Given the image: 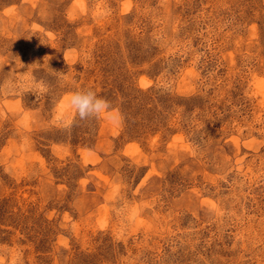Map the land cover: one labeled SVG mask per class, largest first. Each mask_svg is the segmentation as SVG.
I'll use <instances>...</instances> for the list:
<instances>
[{"label":"rangeland","instance_id":"rangeland-1","mask_svg":"<svg viewBox=\"0 0 264 264\" xmlns=\"http://www.w3.org/2000/svg\"><path fill=\"white\" fill-rule=\"evenodd\" d=\"M0 264H264V0H0Z\"/></svg>","mask_w":264,"mask_h":264},{"label":"clouds","instance_id":"clouds-1","mask_svg":"<svg viewBox=\"0 0 264 264\" xmlns=\"http://www.w3.org/2000/svg\"><path fill=\"white\" fill-rule=\"evenodd\" d=\"M67 107L70 119H59L61 126L70 127L77 119L85 121L88 119L104 120L113 127L123 124L122 113L113 106L112 102L99 96L91 88L76 89L63 99L61 107Z\"/></svg>","mask_w":264,"mask_h":264}]
</instances>
